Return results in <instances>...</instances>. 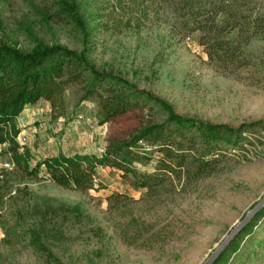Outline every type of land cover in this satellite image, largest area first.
Here are the masks:
<instances>
[{
  "label": "rangeland",
  "instance_id": "374dc122",
  "mask_svg": "<svg viewBox=\"0 0 264 264\" xmlns=\"http://www.w3.org/2000/svg\"><path fill=\"white\" fill-rule=\"evenodd\" d=\"M32 2L40 6L38 0ZM101 2L77 0L84 26L81 29L75 24L44 23L27 0H0V40L28 52L33 47L28 35L31 31L46 45L61 44L81 53L97 71L166 102L183 117L241 128L244 148L233 153L229 147V160L208 177H170L152 190L131 188L119 171L110 168H99L95 189L85 193L58 187L43 173L23 180L21 186L32 192L33 204L76 208L88 216L74 230L70 231V226L64 229L69 240L46 241L61 264H203L264 197V132L259 125L264 123V39L259 36L249 47L242 46L251 61L249 69L237 73L231 67L225 71L207 58L198 44L200 33H188L182 23L188 17H180V3L175 0H125V8L114 13L116 23L105 17L112 10L111 4ZM196 2L202 4L200 7L224 2L243 23L241 16L256 18L264 14V0ZM241 30L247 32L246 27ZM237 34L233 33L234 43L240 44ZM82 96L79 88L69 90L65 116L58 119L52 118L41 102L35 108L37 115L26 126L17 127L25 131L23 134L32 128L40 130L23 143L31 152V165L59 154H103L112 132L108 124L103 125L104 137L100 140L84 139L83 131H77L65 144H53L84 107L87 116L99 120L98 100H82ZM148 106L147 119L153 123L165 120L158 105L148 102ZM3 148L0 169L11 163ZM156 160L154 157L137 168L154 173ZM125 232L129 243L123 237ZM143 244L150 249H143ZM21 263L46 264L33 256L22 258ZM217 264H264V214L237 237Z\"/></svg>",
  "mask_w": 264,
  "mask_h": 264
},
{
  "label": "trees",
  "instance_id": "16d2710c",
  "mask_svg": "<svg viewBox=\"0 0 264 264\" xmlns=\"http://www.w3.org/2000/svg\"><path fill=\"white\" fill-rule=\"evenodd\" d=\"M27 1L44 23L75 24L84 29L77 0H38L40 6L34 5L32 0ZM176 2L180 3V17H188L182 21L188 33H200L198 44L210 62L225 71L233 67L237 73L250 68V58L242 46L249 47L259 36L264 39V14L256 18L241 16L245 20L243 23L224 2L209 4V7H200L202 4L196 0ZM103 3L111 4L112 10L99 17L105 15L116 23L114 13L125 8V0H103ZM245 27L247 32L241 30ZM235 31H238L240 44L234 43ZM28 35L33 44L28 52L0 40V145H5L3 154L9 157L13 166L11 171H0V264H22V258L30 256L44 259L46 264H61L46 241L69 240L64 229L70 226V231L74 230L88 219L76 208L33 204L32 192L21 186L25 179L38 178L43 173L47 181L58 187L85 193L95 189L98 169L110 168L119 171L122 180L131 188L152 190L170 177L186 176L192 180L208 177L229 160V147L232 152L244 148L240 142L241 128L231 129L183 117L166 102L135 90L124 80L97 71L81 53L58 43L46 45L31 31ZM73 88L83 92L82 100H98V122L111 126L103 154H59L31 165L30 150L16 140L20 132L16 118L26 105L39 101L49 104L52 118H62L66 112V93ZM148 102L158 105L165 115L163 122L153 123L147 119L151 109ZM259 125L264 132V123ZM140 141L146 146H139ZM154 157L157 158L156 172L138 170L137 166L150 163ZM263 214L264 208L246 228ZM135 232L139 233V230ZM123 237L129 243L126 232ZM137 237H141L140 234ZM141 247L150 249L144 244Z\"/></svg>",
  "mask_w": 264,
  "mask_h": 264
},
{
  "label": "built area",
  "instance_id": "2783aa9c",
  "mask_svg": "<svg viewBox=\"0 0 264 264\" xmlns=\"http://www.w3.org/2000/svg\"><path fill=\"white\" fill-rule=\"evenodd\" d=\"M47 112L51 113V110L49 109L47 110ZM36 115L37 113L35 109L27 107L16 118L17 127L22 128L24 127V125L26 126V123H28L29 119L34 118ZM39 127L41 128L40 125ZM39 131L40 130L38 129L32 128V129H28L26 134H23L25 133V131L21 130L16 140L19 143V145L23 147L24 145L23 143L27 141V136L29 137L31 136V134L37 133ZM61 131L62 132L58 134L56 138L57 142H53L54 145L60 146V145L65 144V142L67 141V138L70 137L72 134L77 133V131H83L82 135H85V136H82V138L84 139L86 138L89 140H94V139L99 138L97 140H100L104 137L103 125H99L98 121H96L94 118H90L89 116H87L85 107L80 112H77L73 120L69 122L68 124H66ZM20 140L22 141V143H20ZM138 144L139 146H145L142 141H140ZM2 147H5V145H0V150ZM47 149H49L48 146H47ZM11 166H12L11 163L4 164V166H2L0 171L5 170L6 168H10Z\"/></svg>",
  "mask_w": 264,
  "mask_h": 264
},
{
  "label": "water",
  "instance_id": "95a60500",
  "mask_svg": "<svg viewBox=\"0 0 264 264\" xmlns=\"http://www.w3.org/2000/svg\"><path fill=\"white\" fill-rule=\"evenodd\" d=\"M264 208V197L255 204L251 211L231 230L221 244L209 255L203 264H214L228 249L235 238L252 222L256 215Z\"/></svg>",
  "mask_w": 264,
  "mask_h": 264
},
{
  "label": "crops",
  "instance_id": "0c3cea01",
  "mask_svg": "<svg viewBox=\"0 0 264 264\" xmlns=\"http://www.w3.org/2000/svg\"><path fill=\"white\" fill-rule=\"evenodd\" d=\"M41 102L44 103V104L46 105V107H45V108H46V109H45L46 111L50 109L49 104H48L47 102H45V101H40V102H37L36 104L26 105V106L23 108V110H25L27 107H28V108H33V109H35V108H36ZM23 110H22V111H23ZM20 131H21V130H20Z\"/></svg>",
  "mask_w": 264,
  "mask_h": 264
}]
</instances>
